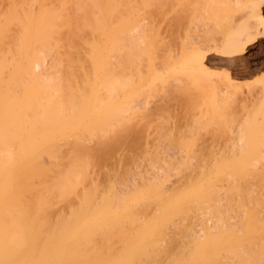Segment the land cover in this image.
<instances>
[{
    "label": "bare ground",
    "instance_id": "bare-ground-1",
    "mask_svg": "<svg viewBox=\"0 0 264 264\" xmlns=\"http://www.w3.org/2000/svg\"><path fill=\"white\" fill-rule=\"evenodd\" d=\"M184 2L187 5L186 0H7L2 4L0 264H159L163 260L160 264H264V215L260 208L243 209L242 221H229L234 226L215 213H220L223 193L217 182L244 178L239 182L243 184L251 174V181L255 175L260 179L264 175V78L255 81L260 82L256 92L248 91L243 98L247 116L236 120L227 109L228 119L223 106L228 107L225 98L231 92L237 95V83L228 73L224 80L215 76L206 62V51L236 58L264 38V0H206L201 7L212 23L204 35L191 38L188 33L181 47H176L167 42L165 30H156L160 26L156 27L153 14ZM179 6L176 9L183 17L185 7ZM176 9L169 20L176 23L178 18L180 24L181 17L174 16ZM238 11L250 14L238 21L234 15ZM172 86L186 94L195 90L197 107H203L206 117L199 120L198 127L217 125L233 131L229 151L234 156L222 154L211 167L207 162V171L202 167L207 158H199L203 163L198 165L200 177L184 183L185 189L184 181L175 187L166 176L151 178L155 173L146 178V187L136 188V192L131 189L134 192L127 193L129 197L122 196L124 187L123 193H103L102 185H95L99 179L90 185L91 170L103 156L101 146H109L110 152L116 145L113 140L124 141L127 128L146 107L141 101L136 103L137 98L145 93L148 100L159 87ZM195 97L191 99L197 104ZM92 141L100 148L92 146ZM62 142L73 149L66 162L62 161L67 154ZM159 172L166 173L158 171L156 175ZM235 182H229L231 191L224 185L226 196H222L229 197L224 203L227 211L237 207L241 212L249 202L238 197L243 191L247 195L249 186L245 190V183L242 187ZM262 185L260 195L254 198L256 192L248 197H264ZM68 198L78 202L67 205L69 210L63 213L56 204ZM152 205L156 214L150 217ZM203 205H210V213L204 210L207 216L198 217L204 214L199 209ZM194 206L198 214H189ZM211 213L219 219L215 229L201 227L203 222L198 220L209 223L215 217H209ZM188 214L193 221L190 227ZM179 215L187 219L179 221L180 227L191 229H185L190 231L185 232L189 240L183 235V243L182 237L175 239L182 235V228L173 226L179 234L172 226L169 229L175 232L168 229L172 218ZM169 233L178 237L170 238ZM171 246L177 249L174 255ZM163 256L171 258L166 262Z\"/></svg>",
    "mask_w": 264,
    "mask_h": 264
},
{
    "label": "rangeland",
    "instance_id": "rangeland-1",
    "mask_svg": "<svg viewBox=\"0 0 264 264\" xmlns=\"http://www.w3.org/2000/svg\"><path fill=\"white\" fill-rule=\"evenodd\" d=\"M193 2H194V4L195 3L196 4L194 5ZM203 2H206V0H195V1L194 0H188V1L186 0L187 5H185V2H184V3H182L183 6L181 5V3H179L181 6V7L179 6L180 8L185 7L182 9V10H184V12H181V13H183L184 18L181 17V15H179L180 11H178L176 9L179 4H175L176 6H174V8L177 10L176 12H178V13H177V15H175L176 14V12H175L174 16L177 17L179 15L181 17L182 21L180 24H177V22H179V21H177L176 19H178V18L174 19L176 21V23H174V21L169 20L173 16L172 13L170 14V12L174 13V11H173L174 8L172 9L171 7H169L170 9H168L167 8L168 6L166 5L165 7L167 9L164 8L163 13H164V10L165 11L169 10V11H166V13L164 14L163 17L160 16V15H163V13H160V15H154L153 14V16H155L154 17L155 21L157 22V23L155 22V25L157 24L156 27L160 26L159 28L157 27L158 29H156V30H165L164 33H166L168 35V36L166 35L167 42L169 41V43H171L174 46L176 44V47L177 46L181 47V42L184 43V41H186L185 39L187 36H185V35H187L188 33L191 35V38L196 37L197 35H199V36L204 35L206 28H208L207 26L210 25L212 22H210V21L208 22L209 19L207 20L205 14L203 13V10L201 7ZM5 3H7V0H3L1 2L0 8L5 6ZM2 4H3V6H2ZM180 8H178V9H180ZM246 10H249V9H246ZM245 11H243V12L238 11L237 13L235 12L234 15L235 16L238 15L240 17L239 18L237 16L236 20L241 21L243 19V16L245 19L247 17V15L250 14L249 13L250 11H248V12H246V13H248L246 15ZM189 15L191 16V19H190ZM192 15H193V17H192ZM200 15L204 18H201ZM168 17H170V18H168ZM189 22H191V23H189ZM172 23H174V25ZM167 25H169V26H167ZM166 30H167V32H166ZM217 34L220 36L219 32H217ZM169 46H170V44H169ZM174 46H173V48H174ZM176 47H175V50H176ZM206 52H207V58H206L207 61L206 62H207V66L209 67V70L213 74L215 73L214 74L215 76L219 75L220 76L219 78H221L222 80H224L226 73H228V74H230L231 77H233V79L235 80L234 82L237 83L236 88L238 89V93H237V95H233L231 92L229 94V98H225V101H226L228 107H226V104H225V106H223L225 109L222 107V109H224L223 112L224 113L226 112L225 114L227 115V109L230 111L232 110L231 112L230 111L228 112L231 115H233L232 118H235L236 120H243V118H245V116H247L246 115L247 110L243 109V107H242L243 104H245V100L243 101V98L246 95H248V93H247L248 91L256 92L260 86V84H259L260 82L257 84L256 80H258L259 78H260V80H261V78H264V38L258 44H255L254 46L250 47L248 49V51L246 52V54H244L242 56H238L236 58H230V57L223 56L220 54H215L214 50L206 51ZM143 67L146 68L145 64ZM145 68H143V70H145ZM253 82H255V84H253ZM159 89H158L159 91L153 92L155 95L152 93L153 96H152V94H150V97H148V100L150 103L148 102V100H146L148 94L146 95L144 93L139 98H137L136 103L141 101L142 103H144V105L146 104V107L141 108V115L144 114V118H142V116L139 115V117L135 118L136 120L134 119L132 121V123L130 125H133V126L129 125V127L127 128V130L125 132L126 134L124 135V138H123V139H125L124 141L122 140L121 143H120V141L118 143V141L116 142L115 140H113L114 144H116V145L113 148V150L110 152H108L110 150L109 146H107L108 148H106V149H105L106 146L104 147L102 145L104 148H102V146H101V151L103 152V156L97 161L98 163H96L99 165L93 166L94 170H96L98 167L100 169H98L96 171L91 170V177L93 180L91 182H89L90 185H92V183H93V181H95V179L96 180L99 179L97 182L95 181L96 184L95 183L94 184L97 186V184L99 183L98 184L99 188L102 185L100 190L102 188H103L102 191L106 190L103 193L107 194V191L109 193L111 191L118 193L119 190H121V192L123 193V191L125 190L124 193L122 194V196L129 197L131 195H128L127 193H130L133 190L135 191L136 188H137V190H140V189H143L144 187H146V184L148 182V180L146 181V178L148 177L147 179H150L149 176H151L155 173V177L152 176L151 178L155 179L157 177L156 179H158L160 177L166 176V177H168L169 180L171 179L170 181L169 180L168 181L173 183L174 186L183 184L184 187L183 188L181 187V188L185 189V187L187 186L186 184H188V182L191 179L197 180L194 178L196 176H197L196 178L200 177L199 175L201 174V169H200L201 167H199V166L201 164L200 163L201 160L199 158H207L208 159V160L206 159V162H203L204 164L202 163L203 165L201 164L202 167H207L208 163L210 164V167H211V165H214L216 159H218L219 156L222 157L224 154H225V157H230V156L233 157L234 156V153L229 151V149L231 147V137L234 134L230 128H227L224 131L223 129H225V128H220L217 125H211V127L209 126L210 128L209 127L202 128L201 126L198 127L199 120L200 121L205 120L206 117H204V115H203L204 110L203 111L201 110L203 107L201 108V106H200L201 109L199 107H197L199 105V103H198L199 100L197 99L198 96L195 97V95H194L195 94L194 89H191L189 94L182 92L183 90L181 91L180 89H177V87H174V86L169 87V88L168 87H165V88L159 87ZM184 94H186V95L184 96ZM191 94H192V97H190ZM196 94H197V92H196ZM188 95H190V96L188 97ZM194 97H195V99L198 100L197 104H196V102H194L196 100L193 101ZM191 98H193V99H191ZM224 102H223V105H224ZM228 116L229 115H227V117ZM200 117H202L203 119H201ZM151 118H153V119H151ZM229 118H231V116H229L228 119ZM143 119H144V121H143ZM138 126H139L140 130H139ZM137 129L141 133H139L137 131ZM197 129H198V131H197ZM145 134H146V136H145ZM113 141H111V142H113ZM95 142H96V140H95ZM95 142L92 141V144H93L92 146L99 147V145L98 144L96 145ZM187 142H188V144H187ZM62 143H64V142H62ZM190 143H192L193 145ZM65 145L66 144L64 143L63 144V150H64V154H65V151H67L66 152L67 154H65L66 156H64V158L65 157L66 158L62 160L64 162L67 161V159H68L67 157H69V155H70L69 152L73 151L70 144H67V146H65ZM117 145L120 146L121 148L120 147L118 148ZM223 148L225 149V151H223L224 150ZM107 149H109V150L107 151ZM145 150H147V152H145ZM207 150H208V153H207ZM220 151H221V153H220ZM104 152H105V155H104ZM193 152L195 154H193ZM214 152L217 154H215ZM222 152H224V153H222ZM205 153H207V154H205ZM218 154H220V155H218ZM192 156L193 157L196 156V158H193L191 160ZM201 156H203V157H201ZM188 157H190V159ZM239 157H240V155H238V158ZM189 160L191 161L190 164L194 163L193 164L194 167H193V165L191 166L189 164V162H186ZM182 162L184 163V165ZM185 163L187 164L186 166H185ZM260 165L257 166V167H259L258 172H259V169L261 170ZM263 166H264V164H263ZM263 166H262V168H263ZM181 167L184 170H182ZM190 167H192L193 169L192 168L189 169ZM196 167H199V168H196ZM208 167L206 169L204 168L205 170L204 169H202V170L207 171ZM91 168H92V166H91ZM170 169H172V170H170ZM191 170H193L194 172ZM158 171H163V172L166 171L167 175H165L166 173L164 174L162 172H159V173H161L160 175L159 174L156 175V173ZM251 171H252V169H251ZM255 173H257L256 170L254 171V175H255ZM260 173H262V171ZM162 174H163V176H162ZM170 174L172 176H170ZM252 176H253L252 174H251V176L249 175L250 178L247 176L248 178L247 179L245 178L246 181L243 182V184L245 183L246 185L244 184V188H242V189H245V186H249L250 188L246 187L247 192H249V193L246 195L245 192L243 191L244 194H242L240 197H238V198H241L244 201H246V203L249 202L248 207L242 208L241 212H240V209L239 210L236 209L237 207L234 208L235 210L232 209L233 207L231 208L232 205H229V204L232 203L233 201L227 204L230 206V210H233V211H229V210L227 211L226 208L228 206H226L224 203L226 202L225 200H228L229 197L228 198L226 197V199H225L223 197L225 194H223V193H226V190H227L226 188L232 187L230 185V183L233 185V183L235 182V179H236V182H235L236 184H237V182L239 183L242 179L235 178V179H233L234 182H233V180H231L232 181L231 182L228 179H223L222 181L221 180L219 181L220 183L217 182L219 185H221V187L217 185L218 187H220L221 192L223 190V193L220 192L223 195L222 196L220 194L222 196V197L220 196L221 199L219 202V206L221 209L220 213L216 212V210H215V213L218 214L219 218L221 217V219H223V217H225V220L228 223H230L229 221H231V220H232L231 223H235V221L238 219L239 220L241 219V221H242V218L244 219V217H245V211L243 213V209H248L250 211V209H252V210L258 209L259 210V208H260V211L264 215V197H260L263 201L259 197H258L259 199H254L258 196V194L259 195L261 194V193H258V191L260 189L259 187H261L260 185H262V182H264V178H263L264 175H263V177H261V179H260V175H255L256 177L255 178L253 177V179H252L254 181L250 180L252 178ZM243 180H244V178H243ZM256 180H257V182H256ZM191 182H194V181H191ZM250 182H253V185L250 184ZM180 183H182V184H180ZM184 183H186L185 184L186 186L184 185ZM143 184H145V185H143ZM189 184H191V183H189ZM241 184H242V182L237 184V185L243 187V184L242 185ZM134 185H136V187ZM137 185H139V186H137ZM224 185L226 188L224 187ZM263 186H264V183H263L262 188H261V190H263V191L260 190V192H262L264 194ZM87 187L90 188L89 185ZM123 187H124V190L122 189ZM131 187H133V188H131ZM251 187H253L254 189H252ZM111 188H113V189H111ZM119 188H121V189H119ZM131 189H133V190H131ZM116 190H118V191H116ZM228 191H231V188H228ZM250 191H253V192H250ZM133 192H131V193H133ZM256 192H257V195L255 194ZM251 194L254 195L253 196L254 198H252V196L248 197ZM263 194H262V196H264ZM244 195H246V196H244ZM222 198L224 201H222ZM71 199L68 198L67 200L58 202L56 204V207L60 211L65 213L68 209L66 207L67 205H69L70 203L73 205H77L78 201L75 199L74 200H71ZM205 204H209V203H205ZM232 204H234V202ZM250 204H252L253 207L252 206L249 207ZM254 204H256V205H254ZM210 205H211V208L214 207L213 203H210ZM210 205H208V206L206 205V207L204 205L203 206H204V208L207 209L210 207ZM233 206H235V205H233ZM254 206L258 207V208H255ZM244 207H246V206H244ZM204 208L199 207L200 214L204 210L207 211V213L208 212L210 213V211H212L214 209V208H212L210 210V208H209L210 211H208V209L206 210ZM228 209H229V207H228ZM194 210H195V206H194V209L192 211H194ZM205 211L203 212L204 214L206 213ZM224 211L227 212L226 215L223 213ZM148 213H149L148 216H150V217L156 214L155 205H152L149 208ZM191 213L198 214L196 211L189 212V214H191ZM214 214L211 213V215H208L211 218H212V216H215L211 220L209 219L210 220L209 223H207L206 220H203V221L198 220V223H199V221H200V223L203 222L202 225L200 224L201 227L204 226V228H205V227L209 226V227H212L215 229V226L218 223L219 219L216 220L217 215L216 214L214 215ZM203 215L202 216L199 215L198 217H206L207 216L206 214L204 216ZM190 217H191V215H189V218ZM194 217H197V215ZM198 217L196 219H198ZM239 217H241V218H239ZM173 218H174V220H173ZM173 218L170 221V223L174 224V225H171L169 223L168 229L170 228L169 226L177 227V228H179L180 231L183 229L181 231L182 235L180 234L181 236H179V237H178V235H176L178 238H175V239L180 240V238L184 235L185 238L182 237L181 242L184 239H185V241H188L189 239H187V238H189V237L186 238V236H187L188 232H190V231L187 232L185 229L190 227V223H192L193 221L190 218V222H189L188 227L185 224L186 228H182V226L180 227L179 221L182 222L183 220H185L184 222H186L187 219H184V217L183 216L181 217L180 215L175 216ZM199 219H201V218H199ZM202 219H205V218H202ZM193 220H195V219H193ZM239 220H238V222H239ZM226 221H224V222L226 224H228ZM177 222L179 224H177ZM196 223L197 222H195V224ZM231 223H230V225H233ZM175 224L177 226H175ZM178 225H179V227H178ZM200 225H196L197 229H200L198 227ZM193 226H194V223H193L192 227ZM173 228H170V229H173ZM177 228H174L175 231L178 230ZM180 228H182V229H180ZM194 228H195V230L194 229L193 230L196 231L195 226H194ZM188 229L191 230L190 228H188ZM179 230L177 231L178 234L180 233ZM170 231L175 232L174 230L173 231L170 230ZM185 232L187 233L186 235H185ZM170 233H169V235H171ZM172 234L173 235H171L170 238L176 237V236H174L175 235L174 233H172ZM170 238H168L169 241H171ZM164 242H161V245H165L166 242L165 243ZM175 244H172V246ZM172 246H171V248H172ZM175 246L177 248V245H175ZM171 248H170V250H171ZM173 249H175V247H173L172 250ZM176 250L177 249L173 250L172 252L170 251L171 254L174 255ZM167 254L165 253L164 255H167ZM168 255H170V254H168ZM173 255H171V256H173ZM171 256H169V257L163 256V257L166 259V262H168L169 260L167 261V258L169 259V258H171ZM163 261H161V262H163ZM159 262H157V263H159Z\"/></svg>",
    "mask_w": 264,
    "mask_h": 264
}]
</instances>
